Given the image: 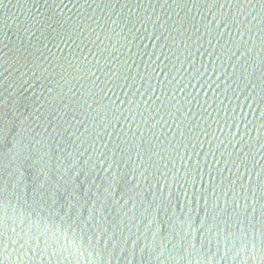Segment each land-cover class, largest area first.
I'll return each mask as SVG.
<instances>
[{"label": "water", "instance_id": "95a60500", "mask_svg": "<svg viewBox=\"0 0 264 264\" xmlns=\"http://www.w3.org/2000/svg\"><path fill=\"white\" fill-rule=\"evenodd\" d=\"M0 264H264V0H0Z\"/></svg>", "mask_w": 264, "mask_h": 264}]
</instances>
